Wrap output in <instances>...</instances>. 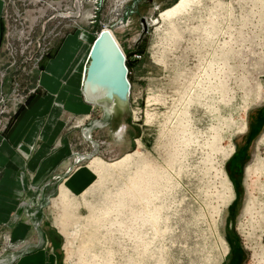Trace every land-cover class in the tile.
<instances>
[{"label": "rangeland", "instance_id": "rangeland-1", "mask_svg": "<svg viewBox=\"0 0 264 264\" xmlns=\"http://www.w3.org/2000/svg\"><path fill=\"white\" fill-rule=\"evenodd\" d=\"M178 2L3 0L0 134L29 93L45 91L52 60L64 90L81 94L77 68L100 29L129 62L125 113L64 105L70 151L86 148L82 128H69L76 117L109 142L65 176L98 157L90 183L19 201L38 229L29 241L55 264H264V0L165 12ZM11 228L0 222V264L26 250Z\"/></svg>", "mask_w": 264, "mask_h": 264}, {"label": "crops", "instance_id": "crops-1", "mask_svg": "<svg viewBox=\"0 0 264 264\" xmlns=\"http://www.w3.org/2000/svg\"><path fill=\"white\" fill-rule=\"evenodd\" d=\"M2 7L3 0H0V14ZM84 57L77 68L79 71L77 86H80L83 77V67L86 63ZM50 64L56 68L54 71L49 70L51 74L47 73L45 82L42 81V73L39 77V83L45 91L42 90L33 96L13 118L7 131L0 134V222L9 223L12 227L13 240L25 241L26 248L10 264L56 263L51 248L39 244L40 242L36 243L37 240L34 239L32 242L29 241L32 235L38 237V229L32 224L27 210L22 212L21 208L24 207L19 205L24 192L33 194L36 189L49 191L51 187L57 185L58 189L52 190L59 191V197L64 194L68 198V191L79 192L85 189L90 183L91 172L97 173L100 162V158H93L89 165L79 167L62 181L61 178L52 177L64 167L65 159L70 153L69 136L67 133L61 134L64 105L70 103L79 113L89 112L93 105L86 103L79 96L81 95L79 88L75 86L66 92L63 86L67 81L61 84L60 80L63 76V67L57 69L58 65L53 60ZM90 166L94 170H90ZM15 209L21 213L19 219L14 218ZM13 219L14 222L11 224L10 221Z\"/></svg>", "mask_w": 264, "mask_h": 264}, {"label": "water", "instance_id": "water-1", "mask_svg": "<svg viewBox=\"0 0 264 264\" xmlns=\"http://www.w3.org/2000/svg\"><path fill=\"white\" fill-rule=\"evenodd\" d=\"M146 25L143 23V31ZM126 56L108 28L94 37L88 52L81 84L83 99L88 104L102 107L111 115L125 113L129 104L130 82Z\"/></svg>", "mask_w": 264, "mask_h": 264}, {"label": "built area", "instance_id": "built-area-1", "mask_svg": "<svg viewBox=\"0 0 264 264\" xmlns=\"http://www.w3.org/2000/svg\"><path fill=\"white\" fill-rule=\"evenodd\" d=\"M37 86H34L33 88L29 89L32 92L36 91ZM38 89V88H37ZM31 95L29 93L27 95V98ZM25 100H28V99ZM23 102V104L19 107H24L27 104V101ZM89 115L76 117L73 119L72 123L70 124L69 128H82V139L79 140V144L82 145V143L85 144L86 148H80L79 150L70 151V154L65 159V165L64 167L55 175H52L53 178H64L69 172H71L73 169H76L78 166H80L82 163L90 158H92L95 155H98L104 150V146L106 144L107 146V140L103 139L102 137H97L95 134L90 130V127L87 126L86 120L88 119ZM106 149V147H105ZM36 189L35 191H37ZM17 254L13 252L10 254V256L7 258L9 263L12 261Z\"/></svg>", "mask_w": 264, "mask_h": 264}, {"label": "bare ground", "instance_id": "bare-ground-1", "mask_svg": "<svg viewBox=\"0 0 264 264\" xmlns=\"http://www.w3.org/2000/svg\"><path fill=\"white\" fill-rule=\"evenodd\" d=\"M189 0H179V2L175 5V6H173L172 8H170V9H168V10H166L165 12H167V11H170V10H172V9H174V13H175V11H176V7L177 8H185L186 7V4H187V2H188ZM112 33V32H111ZM113 36H114V34H112ZM114 38H115V36H114ZM117 41V40H116ZM118 42V41H117ZM92 44V43H91ZM119 44V43H118ZM120 45V44H119ZM91 46V45H90ZM121 47V46H120ZM90 49V48H89ZM122 49V48H121ZM88 52H89V50H88ZM87 62H88V54H87V61H86V63H85V65H84V67L86 66V64H87ZM84 67H83V76H84ZM82 79H83V77H82ZM81 84H82V81H81ZM82 94V93H81ZM87 103V102H86ZM92 105V104H91ZM94 106V105H93ZM111 109H112V107L113 106H109ZM113 164V163H112ZM7 263L8 262V259H5L4 260V262L3 263Z\"/></svg>", "mask_w": 264, "mask_h": 264}, {"label": "trees", "instance_id": "trees-1", "mask_svg": "<svg viewBox=\"0 0 264 264\" xmlns=\"http://www.w3.org/2000/svg\"><path fill=\"white\" fill-rule=\"evenodd\" d=\"M126 66L127 67H129V62H128V60L126 59ZM33 97V95L31 94L30 96H29V98H28V102L30 101V99ZM27 102V103H28ZM23 108V106L22 107H20V109L17 111V113L15 114V116L13 117V118H15L16 116H17V114L19 113V111L21 110Z\"/></svg>", "mask_w": 264, "mask_h": 264}]
</instances>
